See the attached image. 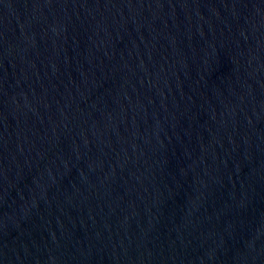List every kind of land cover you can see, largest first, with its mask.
<instances>
[{"label":"water","instance_id":"obj_1","mask_svg":"<svg viewBox=\"0 0 264 264\" xmlns=\"http://www.w3.org/2000/svg\"><path fill=\"white\" fill-rule=\"evenodd\" d=\"M0 264H264V0H0Z\"/></svg>","mask_w":264,"mask_h":264}]
</instances>
